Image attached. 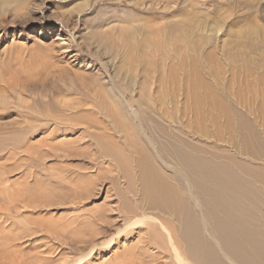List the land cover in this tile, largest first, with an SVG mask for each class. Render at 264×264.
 Segmentation results:
<instances>
[{
	"label": "rangeland",
	"instance_id": "1",
	"mask_svg": "<svg viewBox=\"0 0 264 264\" xmlns=\"http://www.w3.org/2000/svg\"><path fill=\"white\" fill-rule=\"evenodd\" d=\"M263 39L264 0H0V264H179L135 201L142 139L264 137Z\"/></svg>",
	"mask_w": 264,
	"mask_h": 264
},
{
	"label": "bare ground",
	"instance_id": "2",
	"mask_svg": "<svg viewBox=\"0 0 264 264\" xmlns=\"http://www.w3.org/2000/svg\"><path fill=\"white\" fill-rule=\"evenodd\" d=\"M129 40L122 41V44L129 46L132 42L129 43ZM262 56L264 61V50ZM261 70L264 71V65ZM261 74L263 87L260 90L264 95V74ZM257 106L258 110H264V102ZM250 109L254 106L251 105ZM240 119L241 124L236 128L238 138L232 146L229 144L233 147L232 153L203 151L202 147L179 136L169 139L168 143L159 142L164 132L161 127L155 138L148 139L149 143L142 139V150L150 149V152L146 150L141 155L144 160L142 157L137 160L141 195L137 198L133 192V196L143 212L141 216L155 219V222L149 223L152 229L148 232V242L154 240V247L162 249L163 254L173 255L179 264H191L186 258L194 264H264V215H260L259 222L254 226L247 221L250 213L245 206L246 201L263 206L264 165L252 164V160L264 159V137L245 117ZM261 128L264 130L263 125ZM102 143L105 144H97L96 155L109 158L108 161L119 164L122 168L119 170H123L124 161L121 163L117 154ZM124 173L128 174L125 170ZM245 175L260 185L246 187ZM246 190L252 198H248ZM257 210L260 212L259 208ZM146 211H152L163 220L146 214ZM139 217L129 226L143 223V217ZM170 220L174 224L169 223ZM160 229L164 235L158 231ZM155 233L157 237H154ZM160 236L167 242V247L158 241ZM109 243L111 240L105 244ZM126 255V259L124 257L117 263L137 264L136 259H130L129 252Z\"/></svg>",
	"mask_w": 264,
	"mask_h": 264
}]
</instances>
